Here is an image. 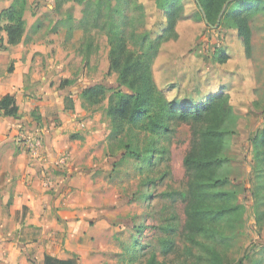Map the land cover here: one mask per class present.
<instances>
[{
    "label": "rangeland",
    "instance_id": "rangeland-1",
    "mask_svg": "<svg viewBox=\"0 0 264 264\" xmlns=\"http://www.w3.org/2000/svg\"><path fill=\"white\" fill-rule=\"evenodd\" d=\"M55 2L62 4L58 14ZM192 8L188 6L187 11ZM25 9L22 40L49 47L52 70H59L46 82L54 97L62 98L63 106L64 98L73 104V125L67 129L70 137L64 138L59 151L49 158L57 174L49 172L55 180L52 191L57 197L61 195L57 210L66 211L71 220L84 222L92 230L87 231L82 245L90 247L93 254L83 259L76 255L77 259L81 264H146L154 253L164 264H195L182 241V195L187 184L182 161L191 145L190 127L173 126L170 141L163 142L168 153L160 162L155 158L151 170H141L138 161L125 156L121 142L109 141L110 120L105 115L108 98L90 105L80 96L84 88L94 84L117 86L116 74L108 72L109 47L104 31L91 30L86 37L78 29L82 7L70 0H30ZM37 14L39 17L28 26ZM68 14L73 20L70 31L60 24ZM249 27L252 48L247 58L234 30L184 21L178 41L165 46L154 65L157 84L162 88L181 82V87L190 92L196 85L200 89L206 80L210 91L221 85L230 95L233 109L222 129L220 158L230 179L227 189L236 192L237 204L244 207V212L235 227L216 235L226 264H264V146L259 148L257 158L252 146V138L264 128V13L251 18ZM87 44L91 46L88 52ZM219 49L230 54L225 65L214 62V51ZM36 54L33 59L46 69L45 59L40 60L43 55ZM163 65L174 66V79L162 71ZM62 82L66 84L61 86ZM54 124L55 129L63 125L60 119ZM46 126L42 124L41 128ZM138 138L142 143L143 134ZM29 142L43 147L46 139L40 132H28L19 136L16 144L30 150ZM44 159L48 163L46 156ZM167 226L174 231H167ZM168 238L174 245L164 254L161 242ZM127 250L137 251V255L129 260ZM191 253L196 255L198 251L192 248Z\"/></svg>",
    "mask_w": 264,
    "mask_h": 264
},
{
    "label": "trees",
    "instance_id": "trees-1",
    "mask_svg": "<svg viewBox=\"0 0 264 264\" xmlns=\"http://www.w3.org/2000/svg\"><path fill=\"white\" fill-rule=\"evenodd\" d=\"M70 1L82 7L78 29L86 37L91 30L104 31L109 47L108 72L117 76L116 87L94 84L82 90L81 98L90 105L108 98L105 115L110 120L109 141L121 142L125 156L138 161L141 170H151L154 159L160 162L168 153L163 142L170 141L173 126L190 127L191 145L182 161L187 178L186 192L182 195L185 202L182 241L195 264H226L225 255L218 250L220 243L216 235L235 227L244 212V207L237 204L236 192L227 189L230 179L220 158L222 129L233 109L230 95L221 85L210 91L206 80L201 90L196 85L187 92L181 82L162 88L157 84L154 65L164 47L178 41L184 21L201 23L205 28L234 30L249 58L252 48L249 21L264 13V0H197L198 5L194 0L190 3L188 0ZM26 3L27 0H13L0 13L3 23L0 31L5 33L8 46L18 45L24 37ZM188 6L193 7L191 11H187ZM54 7L58 14L62 4L55 2ZM61 23L70 31L72 16L68 14ZM90 48L87 44L86 51ZM229 58L230 54L223 49L214 51V62L218 65H225ZM172 67L162 68L170 80L175 73ZM68 99L64 98V111L73 110ZM66 103L70 104L66 106ZM0 113L3 118L22 124L14 97L6 95L0 99ZM30 116L40 126L36 112ZM140 134L144 136L142 143H139ZM252 143L257 158L259 148L264 146V128L252 138ZM166 230L174 231L171 226ZM173 245L171 238L162 240L163 253L167 254ZM192 248L198 251L196 255L191 253ZM126 253L129 260L137 255V251ZM146 264L164 263L150 253Z\"/></svg>",
    "mask_w": 264,
    "mask_h": 264
},
{
    "label": "crops",
    "instance_id": "crops-1",
    "mask_svg": "<svg viewBox=\"0 0 264 264\" xmlns=\"http://www.w3.org/2000/svg\"><path fill=\"white\" fill-rule=\"evenodd\" d=\"M11 2L0 0V13ZM29 4L27 0L26 7ZM37 17L38 14L27 25L31 27ZM0 40V99L14 97L23 120L22 125L0 113V264H81L76 255L83 259L93 254L90 247L82 245L87 231L92 230L84 222L71 220L66 211L57 210L61 195L57 197L52 191L55 180L49 172L57 174L49 158L59 151V143L70 137L67 129L74 118L72 111H64L62 98L54 97L50 90L48 78L59 69L52 70L47 46L23 40L8 46L3 31ZM36 53L43 55L40 60L45 59L46 69L33 59ZM32 112L40 117L38 127L32 122ZM55 119L62 121V127L54 128ZM28 132L45 136V146L29 142V150L16 144L19 136Z\"/></svg>",
    "mask_w": 264,
    "mask_h": 264
},
{
    "label": "water",
    "instance_id": "water-1",
    "mask_svg": "<svg viewBox=\"0 0 264 264\" xmlns=\"http://www.w3.org/2000/svg\"><path fill=\"white\" fill-rule=\"evenodd\" d=\"M194 2L198 5V2H197V0H194Z\"/></svg>",
    "mask_w": 264,
    "mask_h": 264
}]
</instances>
